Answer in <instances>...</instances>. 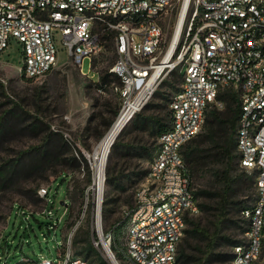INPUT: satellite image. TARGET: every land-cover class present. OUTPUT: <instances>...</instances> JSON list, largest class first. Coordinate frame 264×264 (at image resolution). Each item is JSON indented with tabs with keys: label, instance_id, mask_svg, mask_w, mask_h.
Returning a JSON list of instances; mask_svg holds the SVG:
<instances>
[{
	"label": "built area",
	"instance_id": "built-area-1",
	"mask_svg": "<svg viewBox=\"0 0 264 264\" xmlns=\"http://www.w3.org/2000/svg\"><path fill=\"white\" fill-rule=\"evenodd\" d=\"M186 1L0 0V56L16 47L20 70L28 78L46 76L63 55L86 75L84 59L91 58L93 68L94 58L112 37L116 61L109 71L120 79L116 89L123 108L136 103V113L169 72H182V88L169 104V128L159 137L147 177L125 210L129 264H182L180 245L188 221L200 213L183 150L202 132L210 109L224 110L223 96L234 92L241 107L236 153L240 167L254 176L255 199L241 212L247 231L233 249L232 264H264V0H188L182 17ZM170 7H177L176 26H182L171 61L161 66L170 44L163 45L158 19ZM93 185L97 191L95 178ZM38 191L47 200L49 186ZM102 201L99 206L97 192L94 243L103 245L104 240L112 252L113 236L98 224L103 221ZM87 210L88 205L58 259L25 257L17 264H92L73 249Z\"/></svg>",
	"mask_w": 264,
	"mask_h": 264
},
{
	"label": "rangeland",
	"instance_id": "rangeland-1",
	"mask_svg": "<svg viewBox=\"0 0 264 264\" xmlns=\"http://www.w3.org/2000/svg\"><path fill=\"white\" fill-rule=\"evenodd\" d=\"M177 18V7H170L158 19L164 29L165 48L173 37ZM135 38L139 48L140 39ZM115 61L112 37L107 40L105 50L94 58L93 68L91 58L84 59L86 75L63 55L46 76L28 78L20 70L21 57L16 47L0 56V264H17L25 257L58 259L66 237L86 205V216L74 234V252L89 258L92 264H112L101 243L99 246L94 243L98 238L94 232L97 191L93 183L94 159L98 161L95 150L124 106L116 89L120 79L110 73L106 77ZM182 79L180 69L164 77L148 104L123 128L115 141L116 149L112 147L108 156L102 217L105 231L113 237V226L125 220V210L132 205L135 190L147 177L149 162L158 149L161 128L169 127V104L181 90ZM226 103L220 118L209 114L208 126L188 146L212 147L213 127L229 138L230 125L221 121L227 119L229 100ZM51 132L57 134L51 145L61 142L62 145L55 150L53 159L38 170L32 165L38 156L36 148H47L43 145ZM225 163L222 159L212 160L194 171L195 190L216 193V201L219 200L225 188L222 176ZM109 166L112 167L111 182L107 181ZM63 169L67 175L62 174ZM232 177L227 220L222 224L221 237L208 264H232L233 242L245 240L247 223L241 212L255 199L254 179L240 167L237 157L232 163ZM48 186L46 200L38 190ZM62 201L68 203L67 211ZM215 213L214 210L200 211L197 215L202 216V225L211 231L215 229ZM127 229L128 225L118 235V254L112 247V238L111 247L120 264H129L125 254ZM205 243L200 235L191 240V247L187 248L192 256L189 264H198ZM120 252L124 253L123 257Z\"/></svg>",
	"mask_w": 264,
	"mask_h": 264
},
{
	"label": "trees",
	"instance_id": "trees-1",
	"mask_svg": "<svg viewBox=\"0 0 264 264\" xmlns=\"http://www.w3.org/2000/svg\"><path fill=\"white\" fill-rule=\"evenodd\" d=\"M110 37L108 36L107 39ZM110 74H112L109 70L106 73V77ZM120 95V94H119ZM225 100H229V110L226 112L227 119L221 120L223 123H228L231 128V134L229 138L225 134H222L221 130L218 128L213 127L211 129V135L213 137V146L209 149H201L199 145L191 146L188 144L193 141L197 136H199L201 133H199L193 140H191L186 146L188 147L187 150L184 148V156L187 160V163L190 167V172L192 175V178L194 177V171L202 168L203 166H207L209 163L212 162V160H224L225 167L222 170V176L225 182V188L223 192L220 194L219 200L216 201L217 194L207 192L204 190H195L194 188V197L198 201V205L200 207V211H212L214 210L215 216H216V222H215V229L211 231L206 226L202 225V216H194L189 219L188 221V228L186 230V235L183 239V242L180 245V260L182 264H189L192 261V256L188 254L187 248L191 247V240L195 238L196 235H200L205 239L206 243L204 248L201 250L202 255L198 259V264H208L210 258L214 254V250L218 244V241L221 237V231H222V224L227 220L228 215V207H229V196L232 190V186L234 183V179L232 177V163L235 157L238 158V154L236 153V140H235V133L237 128V123L241 114V107L238 102V99L236 97V94L232 91H228L224 96ZM227 108V104H226ZM225 108V109H226ZM212 114L216 119L220 118V114H222L221 110H218L216 108H212L211 111H209L206 123L204 125V128L208 126L209 124V114ZM132 119V118H131ZM217 121V120H216ZM215 124V123H214ZM168 126L165 125L161 128V135L168 130ZM203 128V129H204ZM203 131V130H202ZM160 135V136H161ZM57 137L56 133L51 132L47 135L46 142L43 145H47V148L43 150L41 146L36 148V153L38 156H36L35 160L33 161L32 165L36 168H39L43 163L48 162L49 160L53 159V155L55 154V150L58 149V146L62 143L51 145V142L53 139ZM118 139V138H117ZM62 145V144H61ZM66 146V145H65ZM117 143L114 142L112 147H114V150L116 149ZM112 150V149H111ZM111 153V152H110ZM75 158V157H74ZM76 159V158H75ZM239 160V158H238ZM112 172V167H108V177L107 181L111 182L112 179L109 176ZM67 175L66 170L63 169V173ZM59 177V176H58ZM57 177V178H58ZM254 179V176H253ZM254 182V180H253ZM194 187V185H193ZM203 199V200H201ZM215 203V205L213 204ZM128 225V219L125 218V220L120 221L118 224H115L112 228L114 232L113 237V248L117 250V254L120 250L117 249V240L118 235L121 233L122 229ZM247 231V229H246ZM234 247L236 245L241 244V241H234ZM123 252H120V255L123 257ZM233 260V254L231 257V261Z\"/></svg>",
	"mask_w": 264,
	"mask_h": 264
},
{
	"label": "bare ground",
	"instance_id": "bare-ground-1",
	"mask_svg": "<svg viewBox=\"0 0 264 264\" xmlns=\"http://www.w3.org/2000/svg\"><path fill=\"white\" fill-rule=\"evenodd\" d=\"M187 2H188V0L186 1L184 11L182 13V17L184 16L185 8L187 6ZM181 26H182L181 23H179L176 26L175 32H174L173 37L170 41V46L168 48V51L164 57V60L161 64V66H166L167 63L171 61L173 50L176 46V43H177L179 35H180ZM136 111H137V104L136 103L126 104V106L121 111L122 112L121 115L114 122V124L112 125V127L109 130V132L107 133V135L104 137V139L102 140L100 145L95 150L94 156L98 159V161H96V159H94L95 160V177L94 178H95V187H96L97 192H98L99 206H101L100 205L101 198H102L103 192L105 190V172H106L105 168H106V164L108 161V156H109L111 149H112V145L116 141V139L119 137V135L121 134V131H122L124 125L130 121L129 118L130 117L132 118L134 116V114L136 113ZM98 224H99V226H100V224L103 225V221L101 222L99 219ZM99 235L102 237L101 227H99ZM102 240H103V237H102ZM103 245H102V247L104 248L105 252L107 251L106 254L109 257L112 264H120L119 260L116 257L115 251L112 250L111 253L108 252L109 245L104 240H103Z\"/></svg>",
	"mask_w": 264,
	"mask_h": 264
},
{
	"label": "water",
	"instance_id": "water-1",
	"mask_svg": "<svg viewBox=\"0 0 264 264\" xmlns=\"http://www.w3.org/2000/svg\"><path fill=\"white\" fill-rule=\"evenodd\" d=\"M130 118H131V117H130ZM130 118H129V120H130ZM125 126H126V124L124 125V127H125ZM124 127H123V128H124ZM122 130H123V129H122ZM121 132H122V131H121ZM61 204H64V205H66V206L68 205V203H67L66 201H62ZM106 252H107V251H106ZM108 252H110V251L108 250ZM110 253H111V252H110Z\"/></svg>",
	"mask_w": 264,
	"mask_h": 264
}]
</instances>
